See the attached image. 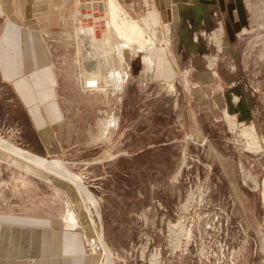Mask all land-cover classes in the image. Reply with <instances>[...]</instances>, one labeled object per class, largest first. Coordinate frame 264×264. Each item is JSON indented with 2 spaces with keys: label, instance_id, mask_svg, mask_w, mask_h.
Instances as JSON below:
<instances>
[{
  "label": "rangeland",
  "instance_id": "374dc122",
  "mask_svg": "<svg viewBox=\"0 0 264 264\" xmlns=\"http://www.w3.org/2000/svg\"><path fill=\"white\" fill-rule=\"evenodd\" d=\"M88 1L61 11L68 33L48 42L75 134L40 157L80 176L99 216L67 179L1 149L0 211L44 213L59 226L64 215L86 234L91 264L105 263L98 233L114 264H264V0H244L240 29L218 41L230 71L220 65L221 80L196 96L186 78L173 88L132 78L142 52L149 69L154 34L137 23L143 36L130 35L126 25L127 41L110 29L106 0ZM102 58L127 75L121 91L93 76L89 63ZM19 75L28 74L0 63V138L37 155L40 147L24 142L26 113L7 77ZM112 117L116 126L103 135L100 122Z\"/></svg>",
  "mask_w": 264,
  "mask_h": 264
},
{
  "label": "crops",
  "instance_id": "0c3cea01",
  "mask_svg": "<svg viewBox=\"0 0 264 264\" xmlns=\"http://www.w3.org/2000/svg\"><path fill=\"white\" fill-rule=\"evenodd\" d=\"M74 1L0 0V63L14 64L28 74L7 77L17 84L26 113L22 128L29 132L24 142L39 146V156L62 151L75 134L50 67L48 43L68 33L61 11ZM117 1L156 38L151 67H146L142 52L132 61V78L170 88L186 78L196 96L208 95L221 80L220 65L230 71L229 56L220 45L229 40L228 33L240 29L244 0ZM2 48L10 49L9 57ZM62 219L59 226L44 213L0 211V264H91L86 234L77 224L68 228L64 215Z\"/></svg>",
  "mask_w": 264,
  "mask_h": 264
},
{
  "label": "bare ground",
  "instance_id": "6f19581e",
  "mask_svg": "<svg viewBox=\"0 0 264 264\" xmlns=\"http://www.w3.org/2000/svg\"><path fill=\"white\" fill-rule=\"evenodd\" d=\"M77 2H78V4L81 3L80 1H77ZM86 3H89V4L98 3V1L91 0V1H88ZM103 5H104V7H105V9L107 11V14H108V17H106V18H107V21L109 23V26L111 27L110 29H114L115 32L117 31V34L121 38H123V39H125L127 41H131L130 38H132V37H129V35H127V33H125V31H124V30H127L126 25H128L127 27H129L128 29L130 30V35H131V33L132 34L137 33L138 35H140V37L143 36L142 34H143L144 31L137 24V22H135V20H133L128 15L125 16V14L122 13L121 7H120V5H119L117 0H106L103 3ZM80 7L81 8L85 7V4L81 3ZM121 15H124L125 18H122ZM93 28H94V26L92 28L89 27V30L91 32H94ZM144 37L147 38L146 36H144ZM145 38H143V39H145ZM94 50H95V48H94ZM118 52H121V51L118 50ZM121 56H120V58H121ZM100 61L98 59V61L94 60L93 62L89 63V68L94 73L93 76L96 75V74L100 75V77H101L100 79H103L105 81L104 87H106V89L108 87L112 86L113 87L112 88L113 92L121 91V88L123 86V83L125 82V79L127 78L126 77L127 75L124 72L120 73L119 72L120 70L115 71V69H114L115 67H112L113 65L111 64V61L106 63L104 58L100 59ZM120 61H121V59H120ZM148 61H149L148 62L149 63L148 67L150 68L151 67L150 65L152 64V59L150 58ZM108 81H112L111 85L109 84ZM100 123H102L101 124V129H102V134L103 135H105L108 132V128L110 126H114V127L116 126L115 118L110 119L109 121H103V122H100ZM0 149L5 151L6 153H8L10 155H13V156L25 161V162H28L29 164H31V165L39 168V169H42V170L50 172V173H54V174H56L59 177L67 179L69 181V183L71 182L72 185H74V187H76L78 192L90 202L91 207L93 208V210L95 211L97 216H99L98 212H97V210H98L97 208L98 207H97L96 202H95L96 200H94L92 194L84 186L80 176L74 175L71 172H69L66 169L64 163H62L60 160H49V159L34 155V154H32V153H30V152H28L26 150H23V149H20V148L14 146L10 142H8L7 140H4L2 138H0ZM91 222H92V225L94 226L93 220ZM96 239L99 242V245H100L101 250L103 252V255L105 257L104 258L105 259V263H103V264H114V262L112 260L111 250L107 246V244H106V242H105V240L103 238V235L101 233H98L96 235Z\"/></svg>",
  "mask_w": 264,
  "mask_h": 264
}]
</instances>
